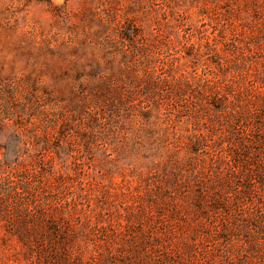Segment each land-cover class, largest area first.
I'll use <instances>...</instances> for the list:
<instances>
[{
	"label": "rangeland",
	"instance_id": "rangeland-1",
	"mask_svg": "<svg viewBox=\"0 0 264 264\" xmlns=\"http://www.w3.org/2000/svg\"><path fill=\"white\" fill-rule=\"evenodd\" d=\"M0 264H264V0H0Z\"/></svg>",
	"mask_w": 264,
	"mask_h": 264
},
{
	"label": "trees",
	"instance_id": "trees-1",
	"mask_svg": "<svg viewBox=\"0 0 264 264\" xmlns=\"http://www.w3.org/2000/svg\"><path fill=\"white\" fill-rule=\"evenodd\" d=\"M49 232H51L50 234H56L57 233V228L55 226H53L51 231H49Z\"/></svg>",
	"mask_w": 264,
	"mask_h": 264
}]
</instances>
